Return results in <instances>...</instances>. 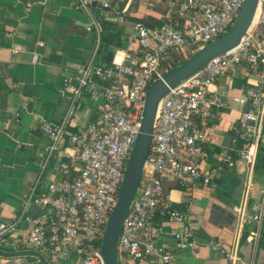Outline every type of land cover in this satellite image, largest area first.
Here are the masks:
<instances>
[{
  "label": "built area",
  "instance_id": "obj_1",
  "mask_svg": "<svg viewBox=\"0 0 264 264\" xmlns=\"http://www.w3.org/2000/svg\"><path fill=\"white\" fill-rule=\"evenodd\" d=\"M79 1L84 7L96 4L105 11L113 10L111 0ZM159 1L174 11L176 22L159 27L136 23L137 47L125 51L120 63L89 64L78 69L75 77L78 85L68 90L76 95L86 90L97 105L98 116L74 132H69L65 124L41 126L42 132L55 142L52 152L59 150V143L63 145L61 161L55 167L58 177L35 200L45 210L44 214L22 217L27 228L18 242L30 251L27 255L33 261L30 264L43 261L56 264L73 256L80 264H104L102 238L140 132L149 86L164 75L162 64L167 57L195 52L227 33L245 0ZM113 11L124 21L120 12ZM243 64L261 67L263 72L256 89L232 98L236 105L250 106L242 111L240 123L235 127L238 136L235 143L242 142L236 152L248 167V181L244 201L233 209L238 216L239 233L245 224L260 222L259 212L248 213L247 199L258 150L264 146V0H259L253 23L235 49L211 60L162 99L140 194L122 223L119 264L147 258L156 259V264H175L173 253L156 244L151 232L158 213L173 221H184L179 211L164 202L165 182L201 181L208 185L214 173L233 164L232 155L227 154L215 169L203 171L206 134L197 122L211 117L215 109L229 108L226 98L214 87ZM17 230V223H0V245H6ZM174 237L178 250L196 246L189 227ZM210 247L221 252L231 264H254L241 259L237 246L227 249L212 241Z\"/></svg>",
  "mask_w": 264,
  "mask_h": 264
},
{
  "label": "crops",
  "instance_id": "obj_2",
  "mask_svg": "<svg viewBox=\"0 0 264 264\" xmlns=\"http://www.w3.org/2000/svg\"><path fill=\"white\" fill-rule=\"evenodd\" d=\"M111 3L113 10H123L124 21L113 10L105 11L96 4L84 7L79 0H0V223L18 224L17 232L3 245L4 256L0 254L6 264H30L18 242L27 228L22 217L44 214L36 197L58 177L55 167L61 161L63 143L52 152L55 142L42 132V124L77 129L99 114L86 90L79 95L68 90L78 85V69L120 63L125 51L137 47L134 18L152 17L163 25L177 21L164 1ZM113 34L117 36L112 38ZM108 54H113L112 62L106 60ZM262 72L261 67L243 64L217 81L214 89L226 98L229 108L215 109L211 117L197 122L206 134L203 171L215 169L227 154L232 155L233 164L214 173L208 185L201 181L165 182L164 202L179 211L184 221L158 213L151 232L156 244L173 253L175 264H231L210 247L212 241L227 249L237 246L245 262L264 264V146L258 150L247 199L248 213L259 212L261 220L245 224L239 233L233 209L244 201L248 181V167L236 152L242 142L235 143V127L242 111L250 106L236 105L232 98L256 89ZM28 85L40 87L37 96L27 94ZM184 227L193 234V249L175 247L174 235ZM56 264L80 263L73 256ZM128 264H156V259Z\"/></svg>",
  "mask_w": 264,
  "mask_h": 264
},
{
  "label": "water",
  "instance_id": "obj_3",
  "mask_svg": "<svg viewBox=\"0 0 264 264\" xmlns=\"http://www.w3.org/2000/svg\"><path fill=\"white\" fill-rule=\"evenodd\" d=\"M259 0H245L234 26L223 36L199 49L181 65L164 73L149 86L142 113L141 128L128 160L126 173L114 209L108 219L101 244L104 264H119L118 246L122 223L130 212L143 179L145 162L151 151L155 122L162 99L201 71L211 60L235 49L242 41L255 18ZM112 62L113 54L106 57ZM40 87L27 86V94L37 96ZM41 264V263H34Z\"/></svg>",
  "mask_w": 264,
  "mask_h": 264
},
{
  "label": "trees",
  "instance_id": "obj_4",
  "mask_svg": "<svg viewBox=\"0 0 264 264\" xmlns=\"http://www.w3.org/2000/svg\"><path fill=\"white\" fill-rule=\"evenodd\" d=\"M123 11V10H122ZM121 13L123 14L124 12ZM134 20L135 23H143L144 25L148 26V27H157V26H161L164 24V22L162 20H158L152 17H146L143 19H132ZM117 35L113 34L112 38H115ZM118 46L120 47L121 45L118 44ZM198 50H196L195 52H197ZM195 52H191L188 54H181V55H170L169 57H167L162 64V71L163 73H166L167 71L181 65L182 63H184L187 59H189ZM69 132H74L76 129H67ZM68 137H65V141H67ZM2 246V247H1ZM3 245H0V254L2 256H4V252H3ZM25 251L24 254H28L30 253L29 250H26L23 248V252ZM22 252V251H21ZM30 263H32L33 261L30 259L29 261ZM41 264H50L47 261H43Z\"/></svg>",
  "mask_w": 264,
  "mask_h": 264
},
{
  "label": "rangeland",
  "instance_id": "obj_5",
  "mask_svg": "<svg viewBox=\"0 0 264 264\" xmlns=\"http://www.w3.org/2000/svg\"><path fill=\"white\" fill-rule=\"evenodd\" d=\"M139 194H140V191H138V193L136 195V199L138 198ZM0 264H6V261L0 260Z\"/></svg>",
  "mask_w": 264,
  "mask_h": 264
}]
</instances>
